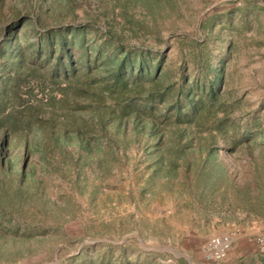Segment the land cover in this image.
Here are the masks:
<instances>
[{"label":"rangeland","instance_id":"1","mask_svg":"<svg viewBox=\"0 0 264 264\" xmlns=\"http://www.w3.org/2000/svg\"><path fill=\"white\" fill-rule=\"evenodd\" d=\"M34 25L84 28L90 72L28 65L0 109V264H152L264 228V0H0V44ZM123 52L141 96L109 93Z\"/></svg>","mask_w":264,"mask_h":264},{"label":"trees","instance_id":"2","mask_svg":"<svg viewBox=\"0 0 264 264\" xmlns=\"http://www.w3.org/2000/svg\"><path fill=\"white\" fill-rule=\"evenodd\" d=\"M10 29V28H9ZM30 32L37 35V41H34L27 34H23L21 38L17 36V27L11 28V30L5 35L0 44V109L5 106V102L9 93H16L19 89L20 77L23 75L24 70L31 66L35 69L37 63L46 66L50 69L53 79L63 76V81L68 82L70 75H73L78 66L85 68L89 71V66L80 65L77 61H73L70 45H75L74 37H80L81 46L86 41L84 28H58L52 30H46L42 33L36 29V25L31 28ZM93 47V46H92ZM92 50H95L92 48ZM103 52H100L102 55ZM125 52L118 56L120 62L115 67L109 69L112 76V86L109 90L110 94H118L119 97H136L141 96L142 82H128L125 77L127 71L132 72L134 64L132 59L129 58ZM97 59V58H96ZM103 59V58H102ZM33 61V62H32ZM106 61V59H104ZM33 63H36L32 66ZM112 69V70H111ZM139 69H142L139 68ZM90 72V71H89ZM139 73V71H138ZM143 74V72H142ZM211 94L215 98V91L209 88ZM187 94H192L191 91ZM160 95V94H156ZM147 98H153L155 94H144ZM161 97V96H160ZM213 98V99H214ZM4 109V108H3Z\"/></svg>","mask_w":264,"mask_h":264},{"label":"crops","instance_id":"3","mask_svg":"<svg viewBox=\"0 0 264 264\" xmlns=\"http://www.w3.org/2000/svg\"><path fill=\"white\" fill-rule=\"evenodd\" d=\"M159 219L158 216H150L152 227L154 223L160 221ZM258 232L256 227L240 229L226 257L220 262H212L204 258L200 250L202 241L199 238L198 241L192 240L191 243L182 246H169L163 250L144 248L143 252H148L146 257L153 259L152 264H264V256L258 253L254 244ZM170 236L173 237L171 234Z\"/></svg>","mask_w":264,"mask_h":264},{"label":"built area","instance_id":"4","mask_svg":"<svg viewBox=\"0 0 264 264\" xmlns=\"http://www.w3.org/2000/svg\"><path fill=\"white\" fill-rule=\"evenodd\" d=\"M237 234L238 230L208 238L201 247L204 258L212 262L222 261ZM254 244L258 253L264 256V228L255 236Z\"/></svg>","mask_w":264,"mask_h":264}]
</instances>
